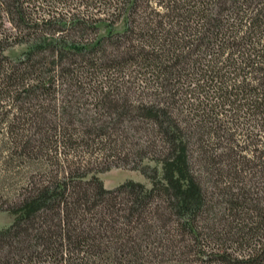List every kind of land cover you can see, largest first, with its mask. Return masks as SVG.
I'll return each instance as SVG.
<instances>
[{"label":"trees","instance_id":"16d2710c","mask_svg":"<svg viewBox=\"0 0 264 264\" xmlns=\"http://www.w3.org/2000/svg\"><path fill=\"white\" fill-rule=\"evenodd\" d=\"M4 18L0 264H264V0H0ZM113 168L151 186L106 188Z\"/></svg>","mask_w":264,"mask_h":264},{"label":"rangeland","instance_id":"374dc122","mask_svg":"<svg viewBox=\"0 0 264 264\" xmlns=\"http://www.w3.org/2000/svg\"><path fill=\"white\" fill-rule=\"evenodd\" d=\"M1 23L3 25H1ZM127 17L122 18L117 24L108 26L107 23L100 24L99 37L109 34L110 32H122L126 29ZM11 35L9 41H12L15 36V30L12 25L0 19V34ZM30 48L27 43H18L10 46L5 53L14 60H19L23 57L25 51ZM99 176L103 179L106 188H113L123 183L126 180L132 179L145 183L148 187L151 186L150 180L138 170H129L123 168H113L110 171L102 172ZM14 221V216L9 212L0 211V229L10 226Z\"/></svg>","mask_w":264,"mask_h":264}]
</instances>
